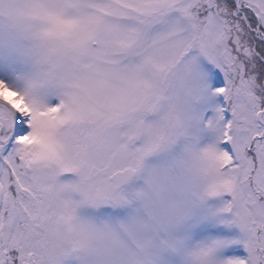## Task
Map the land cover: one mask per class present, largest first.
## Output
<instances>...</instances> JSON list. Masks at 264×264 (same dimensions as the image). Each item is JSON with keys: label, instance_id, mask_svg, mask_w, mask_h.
<instances>
[{"label": "snow or ice", "instance_id": "snow-or-ice-1", "mask_svg": "<svg viewBox=\"0 0 264 264\" xmlns=\"http://www.w3.org/2000/svg\"><path fill=\"white\" fill-rule=\"evenodd\" d=\"M0 264H264V0H0Z\"/></svg>", "mask_w": 264, "mask_h": 264}]
</instances>
